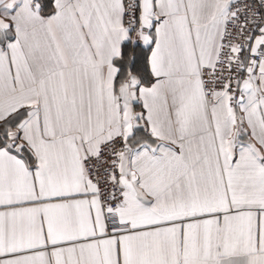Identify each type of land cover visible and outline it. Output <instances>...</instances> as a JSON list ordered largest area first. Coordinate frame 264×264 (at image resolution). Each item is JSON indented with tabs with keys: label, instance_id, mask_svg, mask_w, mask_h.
<instances>
[{
	"label": "snow or ice",
	"instance_id": "obj_1",
	"mask_svg": "<svg viewBox=\"0 0 264 264\" xmlns=\"http://www.w3.org/2000/svg\"><path fill=\"white\" fill-rule=\"evenodd\" d=\"M0 264H264V0H0Z\"/></svg>",
	"mask_w": 264,
	"mask_h": 264
}]
</instances>
